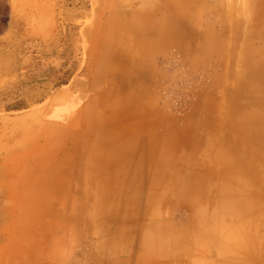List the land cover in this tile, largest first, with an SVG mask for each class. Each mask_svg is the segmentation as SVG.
Wrapping results in <instances>:
<instances>
[{"label":"crops","instance_id":"0c3cea01","mask_svg":"<svg viewBox=\"0 0 264 264\" xmlns=\"http://www.w3.org/2000/svg\"><path fill=\"white\" fill-rule=\"evenodd\" d=\"M165 1L174 10L189 11L197 0ZM204 1L218 3L217 10L234 17L253 11V23L264 26V0ZM106 2L107 11L129 14L133 21L138 13L144 17L145 52H130L128 58L135 63L123 78L116 72L120 68L102 69L106 58L101 53L90 56L82 80L58 91L41 132L32 127L41 146L30 148L20 167H47L42 183L27 189V203L41 205V210L27 213L26 227L15 217L10 229L2 226L0 264H64L60 237L67 232L53 224L51 204L65 210L69 203H113L117 189L121 186L124 193V183L132 179L130 173H138L133 180L140 185L139 172L148 167H156L155 201L142 219L154 220L155 226L152 232L141 228L139 234L153 235L155 241L139 250L144 253L140 264H264V53L251 56L258 63L244 69L243 85L234 87L241 95L234 103L218 105V114L195 115L191 108L196 102L188 98V113L193 115L188 114L184 123L192 130V139L185 158H172L168 164L164 156L179 155L164 154L161 147L154 153L156 163L149 166L140 148L146 134L153 132L162 142L164 134H172L173 125L179 124L178 101L168 100L175 86L169 88L168 73L155 65L152 50L161 42L156 14L168 8L164 9V0ZM247 38L229 42L264 45V37ZM210 42L214 41H200ZM224 42L223 37L218 39L219 44ZM189 43L188 59L194 55L195 41ZM201 56L205 58L206 52ZM173 79L171 73L169 81ZM188 89L195 90L194 84ZM220 93L217 101L224 98L223 87ZM205 106L204 101L201 107Z\"/></svg>","mask_w":264,"mask_h":264},{"label":"rangeland","instance_id":"374dc122","mask_svg":"<svg viewBox=\"0 0 264 264\" xmlns=\"http://www.w3.org/2000/svg\"><path fill=\"white\" fill-rule=\"evenodd\" d=\"M106 1L0 0V240L2 226L10 229L12 217L26 227L27 213L38 207L41 210V205L27 203V189L42 183L43 176L48 175L47 167L20 164L30 148L41 146V137L33 134L32 127H36L34 132H41V123L49 115L58 91L82 80L90 56L101 53L106 58L101 61L102 69L120 68L116 72L123 78L135 63L128 58L130 52H145L144 17L138 13L137 21H133L129 14L107 11ZM167 3L164 0V9L168 10L156 14L161 44L152 50L155 65L168 73L169 88L175 86L168 100L178 101L179 124L173 125L172 134H164L162 142L153 132L146 134L140 148L142 160L149 166L156 163L154 153L158 154L161 147L164 154L179 155L164 156L168 164L172 158H185L183 154L192 139V130L184 123L188 114L193 115L188 113V98L196 102L191 108L195 115L218 114V105L234 103L241 95L242 91L235 93L234 87L236 83L243 85L244 69L258 63L251 56L264 53V45L229 42L244 36L264 37V26L253 23V11H243L240 18L217 10L218 3L204 0H197L189 11L174 10ZM220 37L225 39L222 44L218 43ZM202 39L214 42L200 43ZM187 40L195 41L190 59L187 49L192 45ZM171 73L173 82L169 81ZM192 83L195 90L188 89ZM220 87L224 98L217 101ZM204 101L206 106L201 107ZM164 128L171 131L170 124ZM148 168L147 172H139L143 179L140 185L138 179L133 180L138 173L131 172L124 193L120 186L113 203H69L65 210L51 204L53 224L67 232L60 237L64 264H140L144 253L139 250L155 241L153 235L139 234L141 228L152 232L155 226L154 220L142 219L146 209L153 210L155 201L156 167ZM89 231L95 234H78Z\"/></svg>","mask_w":264,"mask_h":264}]
</instances>
